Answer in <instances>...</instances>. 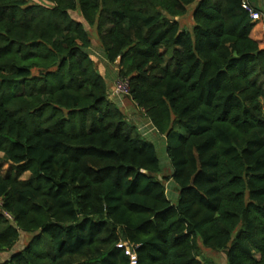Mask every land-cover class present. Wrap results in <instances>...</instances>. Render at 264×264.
I'll list each match as a JSON object with an SVG mask.
<instances>
[{
  "label": "trees",
  "instance_id": "1",
  "mask_svg": "<svg viewBox=\"0 0 264 264\" xmlns=\"http://www.w3.org/2000/svg\"><path fill=\"white\" fill-rule=\"evenodd\" d=\"M43 1L0 0V252L32 236L0 264H214L203 247L264 264V48L243 7L264 0ZM89 27L170 174L111 100Z\"/></svg>",
  "mask_w": 264,
  "mask_h": 264
},
{
  "label": "rangeland",
  "instance_id": "2",
  "mask_svg": "<svg viewBox=\"0 0 264 264\" xmlns=\"http://www.w3.org/2000/svg\"><path fill=\"white\" fill-rule=\"evenodd\" d=\"M255 1L259 6L261 0H255ZM29 2L33 4L38 3V4L47 5V3L43 0H29ZM193 9L194 6L192 5L190 7V12L188 16L181 19V24L185 29L190 30L193 26V19H192ZM74 16L77 19H80L78 14L74 13ZM263 18L264 17L258 20V22L261 23L262 22L261 20H263ZM89 31L91 33L93 45L91 48H89L88 53L91 56V58L94 60L95 67L98 69L99 73L104 77V79L107 82L108 88L110 89L111 100L116 102L118 106L129 116L131 122L133 124L138 125L141 132L156 145L161 162V168L163 173L162 175L170 174L172 172L173 167L171 165L170 158L167 153V147H168L167 136L160 134L156 130L150 118H148L145 114H143L138 108V106L128 96V84L126 81L121 80L119 78L118 66L109 63L103 54V49L99 41V32L97 30V27H89ZM263 39H264V32H263ZM151 129L153 130L152 132ZM147 131L151 132V134H149ZM185 132L186 130L184 128L177 127L174 131V134L175 136H179L180 134H184ZM0 165L2 169V174H7V172L9 171V163H6L5 161L0 159ZM175 187H177V184L173 180L168 181L167 183L168 194L174 203L177 202L179 197L177 189ZM29 237L32 236L23 234L21 236V240L18 243L17 247L10 249L7 252H0V262L8 259L10 255L16 250H19L23 248V246H26ZM203 254L207 259L214 262V264H227L225 254L223 252H215L213 250L203 247ZM254 254L256 258L259 257V254L257 252H255ZM135 258L136 257L134 254L133 264H135Z\"/></svg>",
  "mask_w": 264,
  "mask_h": 264
},
{
  "label": "crops",
  "instance_id": "3",
  "mask_svg": "<svg viewBox=\"0 0 264 264\" xmlns=\"http://www.w3.org/2000/svg\"><path fill=\"white\" fill-rule=\"evenodd\" d=\"M262 22L259 23L258 21H254L256 23L253 31H252V37L259 41L260 45L264 48V39H263V32H264V18L261 20ZM153 130L151 129V132ZM149 134L151 132L147 131Z\"/></svg>",
  "mask_w": 264,
  "mask_h": 264
},
{
  "label": "built area",
  "instance_id": "4",
  "mask_svg": "<svg viewBox=\"0 0 264 264\" xmlns=\"http://www.w3.org/2000/svg\"><path fill=\"white\" fill-rule=\"evenodd\" d=\"M243 7L250 12V15L252 17L253 21H258L260 20L262 17H264L263 13L256 10L249 1H244L243 2ZM136 257V256H135ZM134 261V259H133ZM135 263H136V258H135Z\"/></svg>",
  "mask_w": 264,
  "mask_h": 264
},
{
  "label": "water",
  "instance_id": "5",
  "mask_svg": "<svg viewBox=\"0 0 264 264\" xmlns=\"http://www.w3.org/2000/svg\"><path fill=\"white\" fill-rule=\"evenodd\" d=\"M136 264V263H135Z\"/></svg>",
  "mask_w": 264,
  "mask_h": 264
}]
</instances>
